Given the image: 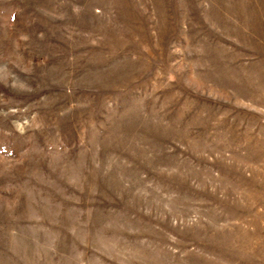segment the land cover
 Masks as SVG:
<instances>
[{"label":"rangeland","instance_id":"rangeland-1","mask_svg":"<svg viewBox=\"0 0 264 264\" xmlns=\"http://www.w3.org/2000/svg\"><path fill=\"white\" fill-rule=\"evenodd\" d=\"M0 264H264V0H0Z\"/></svg>","mask_w":264,"mask_h":264}]
</instances>
